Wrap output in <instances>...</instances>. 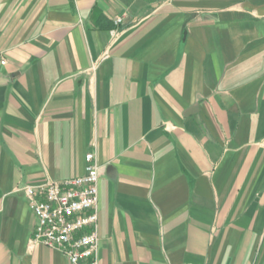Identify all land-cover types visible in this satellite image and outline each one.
<instances>
[{"label":"crops","instance_id":"crops-1","mask_svg":"<svg viewBox=\"0 0 264 264\" xmlns=\"http://www.w3.org/2000/svg\"><path fill=\"white\" fill-rule=\"evenodd\" d=\"M90 153L98 264H264V0H0V264Z\"/></svg>","mask_w":264,"mask_h":264},{"label":"built area","instance_id":"built-area-1","mask_svg":"<svg viewBox=\"0 0 264 264\" xmlns=\"http://www.w3.org/2000/svg\"><path fill=\"white\" fill-rule=\"evenodd\" d=\"M85 160L80 177L24 189L36 218L32 243L60 251L70 264H98L100 165L93 153Z\"/></svg>","mask_w":264,"mask_h":264}]
</instances>
